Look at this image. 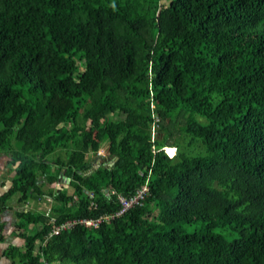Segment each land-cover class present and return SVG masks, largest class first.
<instances>
[{"label":"trees","instance_id":"16d2710c","mask_svg":"<svg viewBox=\"0 0 264 264\" xmlns=\"http://www.w3.org/2000/svg\"><path fill=\"white\" fill-rule=\"evenodd\" d=\"M1 151L11 264H264V0H0Z\"/></svg>","mask_w":264,"mask_h":264},{"label":"rangeland","instance_id":"374dc122","mask_svg":"<svg viewBox=\"0 0 264 264\" xmlns=\"http://www.w3.org/2000/svg\"><path fill=\"white\" fill-rule=\"evenodd\" d=\"M108 146H109V141L107 138L99 141L98 152L96 154H90V156H89L90 162L92 163L93 166H96L98 163H100L103 157L106 158ZM169 150L174 151L173 154L175 153V148L174 149L170 148ZM166 152L170 156H173V154H171L168 151V149H166ZM9 171H10V166H8V164L6 163V158L4 157V155L2 154V151H1L0 152V194L5 189V186L1 187V183L6 182V184H9V177H8ZM11 201H12V199L10 200V202ZM51 203L52 202H51L50 198L46 196V197L42 198L41 200H38L37 202H33V203L30 202V204H28V206H30L31 208H36V210L43 212V213H48L50 215V213L52 212ZM49 215H47V216H49ZM5 216L7 219V221H6L7 225H6V227H4V233L7 237L6 242H8V243L14 242L15 244H22V239H20L14 235V231H13V227H12V221L14 219L13 211H8ZM188 229H190V227ZM31 231H34L32 226L28 227L24 232H25V234H30ZM6 242H4V244ZM57 264H73V263L63 261V262H58Z\"/></svg>","mask_w":264,"mask_h":264},{"label":"built area","instance_id":"2783aa9c","mask_svg":"<svg viewBox=\"0 0 264 264\" xmlns=\"http://www.w3.org/2000/svg\"><path fill=\"white\" fill-rule=\"evenodd\" d=\"M147 191H148V186L146 184H143L139 189L136 190L134 195H132L130 197H120L119 201H120L121 207H120L119 211L116 214L120 215V214L126 212L132 206L141 205L142 201L144 199V196H145ZM99 221H100V219L95 220V221L82 220L81 222L85 223L86 225L96 226ZM71 224H73L72 221H70L68 223L61 224V225L55 227L52 230V234H57L61 229H64V228L68 227Z\"/></svg>","mask_w":264,"mask_h":264},{"label":"crops","instance_id":"0c3cea01","mask_svg":"<svg viewBox=\"0 0 264 264\" xmlns=\"http://www.w3.org/2000/svg\"><path fill=\"white\" fill-rule=\"evenodd\" d=\"M2 187V186H1ZM30 207V206H29ZM6 215V214H5ZM4 215V219H5V221H7V219H6V216ZM12 223H13V221H12ZM6 225H7V222H6ZM6 225H5V227H6ZM12 227H13V224H12ZM12 244H15L14 242H11ZM7 244H9L8 242H6L5 244L4 243H1L0 244V251L1 250H3L6 246H7ZM0 264H11L10 263V261L7 259V258H5V257H1L0 258Z\"/></svg>","mask_w":264,"mask_h":264},{"label":"clouds","instance_id":"9594fccd","mask_svg":"<svg viewBox=\"0 0 264 264\" xmlns=\"http://www.w3.org/2000/svg\"><path fill=\"white\" fill-rule=\"evenodd\" d=\"M166 149H168V147Z\"/></svg>","mask_w":264,"mask_h":264}]
</instances>
